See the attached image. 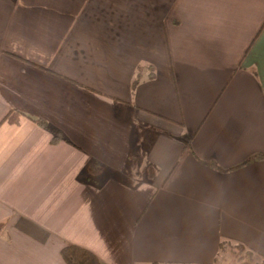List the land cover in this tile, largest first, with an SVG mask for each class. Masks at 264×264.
I'll return each instance as SVG.
<instances>
[{"label": "crops", "instance_id": "1", "mask_svg": "<svg viewBox=\"0 0 264 264\" xmlns=\"http://www.w3.org/2000/svg\"><path fill=\"white\" fill-rule=\"evenodd\" d=\"M224 238L264 264V0H0V264Z\"/></svg>", "mask_w": 264, "mask_h": 264}, {"label": "trees", "instance_id": "2", "mask_svg": "<svg viewBox=\"0 0 264 264\" xmlns=\"http://www.w3.org/2000/svg\"><path fill=\"white\" fill-rule=\"evenodd\" d=\"M37 122L46 128H50L49 124L42 119L37 120ZM52 129V128H51ZM54 136L52 137V142L57 143L62 139H65L63 133L60 130L52 129ZM245 246L238 245L234 246L232 239L224 238L220 242V250L227 251L228 249L237 248L242 249ZM61 255L67 264H105L100 258L91 250L77 245V244H67L61 250ZM153 264H162L160 262H154Z\"/></svg>", "mask_w": 264, "mask_h": 264}, {"label": "rangeland", "instance_id": "3", "mask_svg": "<svg viewBox=\"0 0 264 264\" xmlns=\"http://www.w3.org/2000/svg\"><path fill=\"white\" fill-rule=\"evenodd\" d=\"M261 257L250 255L247 250L242 251L237 248L223 251L218 259V264H263Z\"/></svg>", "mask_w": 264, "mask_h": 264}]
</instances>
